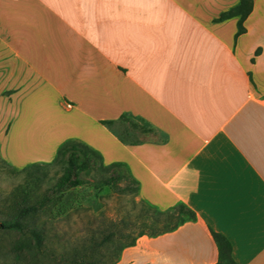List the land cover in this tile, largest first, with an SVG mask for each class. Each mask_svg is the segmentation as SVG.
Instances as JSON below:
<instances>
[{
  "label": "crops",
  "instance_id": "0c3cea01",
  "mask_svg": "<svg viewBox=\"0 0 264 264\" xmlns=\"http://www.w3.org/2000/svg\"><path fill=\"white\" fill-rule=\"evenodd\" d=\"M237 3L0 0V99L36 84L30 104L124 163L146 202L195 215L114 264H213L207 229L264 264V0L235 35L237 17L215 19Z\"/></svg>",
  "mask_w": 264,
  "mask_h": 264
},
{
  "label": "rangeland",
  "instance_id": "374dc122",
  "mask_svg": "<svg viewBox=\"0 0 264 264\" xmlns=\"http://www.w3.org/2000/svg\"><path fill=\"white\" fill-rule=\"evenodd\" d=\"M31 90L35 92L37 85L30 86L27 92L24 85L22 95L20 91L16 95L11 91L2 93L3 96H8L11 92L7 99H0V161H5L16 170L34 163H48L56 147L66 139H76L93 148L92 144L81 140V136H67L65 131L70 128L57 124L61 112L38 110L31 105ZM37 116L41 119H37ZM84 129V126L75 127L79 135H82ZM59 173V166L38 167L27 173H12L0 162V221L10 218L12 201H19L22 194L26 193L27 204L32 203L53 184ZM80 177L87 182L92 180V175L80 174ZM140 193H144L143 190L131 197L118 195L105 187L100 190L83 187L73 201V206H78L75 210L58 216H54L52 212L40 213L36 216L37 224L43 227L47 239L45 243L57 258L69 248L80 249L86 246L90 235L98 240L102 235L112 232L114 236L111 240L98 249L96 262L113 264L116 249L123 242L118 237L119 227L121 222L130 224L134 221L138 210L135 203L139 199L144 200ZM93 203L99 206L97 211L92 210ZM133 232L131 229L123 234L131 236ZM19 239L18 233L0 230V264H54L48 255L42 256L35 251L31 252L32 255L26 256L23 252L16 257L10 248Z\"/></svg>",
  "mask_w": 264,
  "mask_h": 264
},
{
  "label": "trees",
  "instance_id": "16d2710c",
  "mask_svg": "<svg viewBox=\"0 0 264 264\" xmlns=\"http://www.w3.org/2000/svg\"><path fill=\"white\" fill-rule=\"evenodd\" d=\"M251 9V0H238L236 6L222 12L215 21L237 17L236 33L243 32L242 22ZM1 164L10 172H29L38 167L59 166L60 173L53 184L43 191L38 199L28 203L26 193L20 200L12 201L9 219L0 221V230L20 235V239L13 242L10 251L17 257L19 253L31 254L35 251L48 255L54 264H97L96 259L99 248L114 236L112 232L102 235L98 240L90 235L87 245L82 248H69L57 255L47 246L43 233V227L37 224V215L52 212L54 216L75 210L73 201L79 189L89 187L100 190L107 188L118 195L135 196L139 190V183L133 178L126 165L122 162L103 164L101 155L87 144L76 140L66 139L55 149L53 157L48 163H34L23 169L16 170L1 160ZM80 174L92 175L91 182L84 181ZM135 205L138 207L137 215L132 223L121 222L118 237L123 239L114 254V263L118 259L122 249L132 246L135 240L145 235L156 237L163 233L171 232L178 226L188 221H195L192 210L177 203L171 207L160 210L157 207L139 199ZM99 206L92 204V210L97 211ZM70 213V212H69ZM133 229V235H125L123 232ZM207 234L213 244L216 259L213 264H235L230 254V244L221 234L207 229ZM113 263V264H114Z\"/></svg>",
  "mask_w": 264,
  "mask_h": 264
}]
</instances>
